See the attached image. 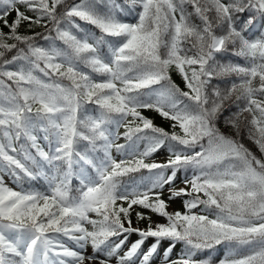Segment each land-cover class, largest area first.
Returning a JSON list of instances; mask_svg holds the SVG:
<instances>
[{
	"label": "snow or ice",
	"instance_id": "6c2138e0",
	"mask_svg": "<svg viewBox=\"0 0 264 264\" xmlns=\"http://www.w3.org/2000/svg\"><path fill=\"white\" fill-rule=\"evenodd\" d=\"M157 256L264 264V0H0V264Z\"/></svg>",
	"mask_w": 264,
	"mask_h": 264
},
{
	"label": "rangeland",
	"instance_id": "374dc122",
	"mask_svg": "<svg viewBox=\"0 0 264 264\" xmlns=\"http://www.w3.org/2000/svg\"><path fill=\"white\" fill-rule=\"evenodd\" d=\"M121 131H123V130L121 129ZM119 142H120V143H124L123 140H120ZM113 154L116 156L117 159H120V156L117 155L115 152H114ZM154 159H156L157 161H162V160H164V159H165V152L162 150L160 153H158V154H156V156H154ZM182 178H183V176H182V174H181V176L178 177V179H177V181H176V186H177V187H183V185L180 183V181H181ZM13 186H14V185H13ZM165 194L168 195V193H167V189H165ZM176 210L183 211L182 202H181L180 199H177V200H175L174 202H172L171 205H170V207H169V209H168V211H170V212H173V211H176ZM153 219H154V220H158V222H160V223H163V222H164L163 219H160V218H157V217H153ZM133 224H134V226H135V215L133 216ZM145 224H146V222H141L139 226H140V227H144ZM131 239H132V240H135V239H137V237H136V236H133ZM152 242H153V240L150 238V239L147 241L146 245L144 246L145 249H146V248L148 247V245H150ZM168 243H169L168 241H163V242L161 243V246H160V249H159V252H160L161 254H162L163 250L168 246ZM88 251H89V253H90V252H91V249L89 248ZM173 257H175V255H173ZM158 261H159V256H157L156 261L154 262V264H158Z\"/></svg>",
	"mask_w": 264,
	"mask_h": 264
},
{
	"label": "trees",
	"instance_id": "16d2710c",
	"mask_svg": "<svg viewBox=\"0 0 264 264\" xmlns=\"http://www.w3.org/2000/svg\"><path fill=\"white\" fill-rule=\"evenodd\" d=\"M13 15H14V14H13ZM9 19H11V17H10ZM126 19H131V17H128V18H126ZM4 31L7 32L8 29L5 28ZM24 31H25V29L22 28V29H21V32H24ZM34 31L39 32V31H41V29L36 28V29H34ZM42 43H43V42H42ZM173 79H174L178 84H180L181 87H183V83H182V81L180 80V78H179L175 73H173ZM143 114H144L146 117L151 118L157 126L163 127V128H165L166 130H169V131L171 130V129H170L169 122H167V121H165L164 119H162L161 117H159L155 112L148 110V111H144ZM245 143H248V142L245 141ZM248 146H249V147H252L251 144H249ZM253 151H255L254 148H253ZM42 183H43V182H41L40 184H35V188H36V189H40ZM167 196H168V195H165V194H164V199H167ZM133 216H134V214H133ZM180 248H181V245L178 244V245L176 246L175 251H174L173 253L176 254L177 252H179V251H180Z\"/></svg>",
	"mask_w": 264,
	"mask_h": 264
}]
</instances>
